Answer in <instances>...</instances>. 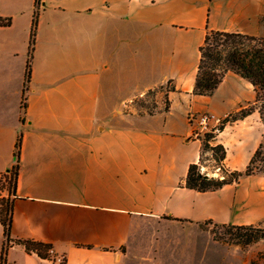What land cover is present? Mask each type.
Listing matches in <instances>:
<instances>
[{"label":"crops","instance_id":"obj_1","mask_svg":"<svg viewBox=\"0 0 264 264\" xmlns=\"http://www.w3.org/2000/svg\"><path fill=\"white\" fill-rule=\"evenodd\" d=\"M35 1L0 0L11 19L0 25V174L23 132L14 238L52 243L63 264H130L168 224L264 226L261 173L214 191L184 184L202 149L190 115H230L256 98L234 71L213 95L194 94L199 48L208 30L264 35V0H42L23 109ZM170 81L169 110L125 109ZM263 133L258 110L228 123L226 166L245 169ZM6 264L62 263L14 244Z\"/></svg>","mask_w":264,"mask_h":264},{"label":"trees","instance_id":"obj_2","mask_svg":"<svg viewBox=\"0 0 264 264\" xmlns=\"http://www.w3.org/2000/svg\"><path fill=\"white\" fill-rule=\"evenodd\" d=\"M41 2L42 0L35 1L29 58L23 88V109L27 107L28 103L29 83L32 78V58L36 48ZM10 24V18L0 17V25L5 26ZM199 50L201 57L198 65L196 84L193 90L194 94L213 95L228 71H234L248 79L256 92L254 102L241 106L235 113L225 117L219 124L218 131L207 132L204 138H200L202 140L200 159L190 164L184 184L188 188L205 192L218 190L228 184H237L244 176L259 173L264 176V133L249 163L243 170L230 169L226 166L227 149L222 142L218 141V134L225 129L228 123L242 119L256 110L259 111L264 123V35L256 36L242 32L208 30L204 43L200 46ZM168 84L171 85V81ZM156 90L157 88L150 89L145 94L155 92ZM170 90H174V86L171 85ZM139 97L137 96L131 105ZM169 108L170 99L167 96L164 109L169 110ZM157 111V109H154L142 113L153 114ZM22 137L23 132H20L15 147L16 162L14 166L9 172L0 174V181L4 177H10L13 180V187L9 191V195L0 198V225L2 226L4 235L0 264L7 263L9 250L14 244L22 245L27 253L36 254L42 259H52L55 253L54 245L50 242L34 238H14L12 236L13 205L17 198V177L20 170ZM206 151L212 152L211 159L216 162L217 168H219L218 175L209 176L202 172ZM175 219L182 220L180 218ZM209 221L214 222L213 220ZM215 224L220 226V231L215 232L217 239L239 245L244 249L253 243L264 240V226L262 225L255 223L236 224L218 222H215ZM263 262L264 251H259L257 256L251 260V264H262Z\"/></svg>","mask_w":264,"mask_h":264},{"label":"rangeland","instance_id":"obj_3","mask_svg":"<svg viewBox=\"0 0 264 264\" xmlns=\"http://www.w3.org/2000/svg\"><path fill=\"white\" fill-rule=\"evenodd\" d=\"M44 36L46 37V34ZM47 41L44 38V44ZM57 49L63 52L62 41ZM171 85L167 84L157 88L155 92L140 96L132 106L127 105L125 109L138 114L154 109L159 110L160 107L165 108ZM226 116L220 117L223 120ZM211 154V151H206L202 172L209 176L218 175L216 173H219V168L211 159ZM12 187L13 180L10 177L2 178L0 198L8 196ZM216 231H220V226L209 220L201 223L181 221L172 225L168 224L160 231L158 241L155 240L153 233L150 234V238L143 242L138 251L145 255H136L130 264H251V260L258 254L249 253V248L254 243L244 249L239 245L217 239ZM1 240H3V232L0 228V246Z\"/></svg>","mask_w":264,"mask_h":264},{"label":"built area","instance_id":"obj_4","mask_svg":"<svg viewBox=\"0 0 264 264\" xmlns=\"http://www.w3.org/2000/svg\"><path fill=\"white\" fill-rule=\"evenodd\" d=\"M190 120L194 125L193 135L197 138L204 136L207 132L218 131V126L222 121L220 116L209 112L193 114ZM51 260L56 263H63L65 258L54 254Z\"/></svg>","mask_w":264,"mask_h":264}]
</instances>
